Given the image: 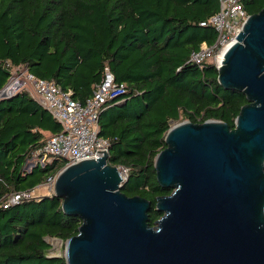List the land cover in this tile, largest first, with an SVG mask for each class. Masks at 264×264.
Wrapping results in <instances>:
<instances>
[{
  "label": "trees",
  "instance_id": "1",
  "mask_svg": "<svg viewBox=\"0 0 264 264\" xmlns=\"http://www.w3.org/2000/svg\"><path fill=\"white\" fill-rule=\"evenodd\" d=\"M247 14L264 0H240ZM218 10L217 0H0V89L14 67L52 81L80 102L89 97L106 66L124 92L97 116L107 140L106 162L125 177L119 190L149 200L147 222L161 211L155 196L168 194L155 180V154L172 123L218 120L233 127L246 100L223 89L216 68L188 61L215 31L200 26ZM60 125L27 90L0 97V264H66L63 251L49 254L46 237L64 240L80 218L65 214L50 193L21 198L5 207L6 194L32 190L65 164L51 158L25 162ZM48 134V135H46Z\"/></svg>",
  "mask_w": 264,
  "mask_h": 264
},
{
  "label": "water",
  "instance_id": "2",
  "mask_svg": "<svg viewBox=\"0 0 264 264\" xmlns=\"http://www.w3.org/2000/svg\"><path fill=\"white\" fill-rule=\"evenodd\" d=\"M216 81L243 93L233 127L218 120L171 125L154 157L168 194L147 222L149 200L123 194L107 154L63 166L52 194L80 218L64 240L66 264H264V7L220 51Z\"/></svg>",
  "mask_w": 264,
  "mask_h": 264
},
{
  "label": "built area",
  "instance_id": "3",
  "mask_svg": "<svg viewBox=\"0 0 264 264\" xmlns=\"http://www.w3.org/2000/svg\"><path fill=\"white\" fill-rule=\"evenodd\" d=\"M217 2L218 10L206 20L198 23L200 26H211L214 29L216 33L214 42L211 45L201 42L198 49L191 51L188 56V61L199 68L204 63H210L217 69L220 51L234 41L242 23L248 16L240 0H217ZM14 68L19 69L20 67ZM21 69H23V79L13 77L11 73L0 89V97L11 95L19 91L21 87L27 86L31 96L60 125V131L49 135L35 153H40L47 162L51 158L63 159L64 166L108 154L107 140L98 134L97 116L107 101L124 92V84L115 83L106 66L91 95L82 102L73 99L70 91L61 90L52 81L36 78L24 68ZM44 161L40 164L42 165ZM121 171L124 173L122 177L124 179L125 171L123 169ZM55 176H47L37 186L47 185L52 191ZM31 192L32 190H24L6 194L1 205L5 207L21 198L32 196Z\"/></svg>",
  "mask_w": 264,
  "mask_h": 264
},
{
  "label": "rangeland",
  "instance_id": "4",
  "mask_svg": "<svg viewBox=\"0 0 264 264\" xmlns=\"http://www.w3.org/2000/svg\"><path fill=\"white\" fill-rule=\"evenodd\" d=\"M11 73H12L13 77L16 76L19 79H23V69L13 68L11 70ZM26 87L27 86H23L20 88V90H27L28 91V88H26ZM176 123H178V122L172 123V125H174ZM46 135H48V134H46ZM45 159H43L41 155L38 157H32V158L28 159L24 164V170L29 171L31 169V167L35 165V163L40 164ZM116 168H117L119 174L121 175V177H123L124 173L121 171L122 169L120 167H116ZM55 175H56V173L53 174V176H55ZM50 193H52V191L47 187V185H40V186H37V187L32 189L31 195L32 196H38L40 194H50ZM46 240L50 244V247L48 249L49 254H58L61 251H63V242L60 239L54 238V237H46Z\"/></svg>",
  "mask_w": 264,
  "mask_h": 264
}]
</instances>
